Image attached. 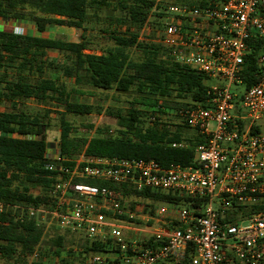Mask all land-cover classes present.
I'll use <instances>...</instances> for the list:
<instances>
[{
    "label": "built area",
    "instance_id": "2783aa9c",
    "mask_svg": "<svg viewBox=\"0 0 264 264\" xmlns=\"http://www.w3.org/2000/svg\"><path fill=\"white\" fill-rule=\"evenodd\" d=\"M142 30L140 41L161 46L173 62L207 81L221 82L208 86L203 103H186L175 111L179 123L203 140L195 147V166L164 168L153 160L84 154L69 158L61 153L60 141L50 143L45 169L61 179L52 184L45 203L11 209L22 223L31 220L42 230L54 224L62 232L81 234L89 246L103 245L107 252L64 261L54 251L37 248L31 261L184 264L191 252L189 264H264V211L235 221L227 218L237 207L264 206V133L252 132L264 119V52L257 59V84L246 88L241 78L252 53L249 44L264 43V0H177L158 11L153 8ZM12 31L25 35L17 27ZM165 116H152L148 124L165 123ZM102 136L120 134L107 130ZM82 180L173 195L181 202L144 206L140 216L125 207L128 197L123 193ZM6 208L0 203V212Z\"/></svg>",
    "mask_w": 264,
    "mask_h": 264
},
{
    "label": "trees",
    "instance_id": "16d2710c",
    "mask_svg": "<svg viewBox=\"0 0 264 264\" xmlns=\"http://www.w3.org/2000/svg\"><path fill=\"white\" fill-rule=\"evenodd\" d=\"M113 2L118 4L121 15L111 16L101 30L111 45L102 48L100 53L92 49L84 35L78 42L43 36L51 27L87 33L90 25L101 21L99 12L112 7ZM154 5L147 0H0V19L31 22L38 32L30 36L0 30V98L11 106L8 111H0V203L8 207L0 212V264H42L30 259L37 248L54 251L64 261L83 260L107 252L103 245L89 246L84 239L79 243L74 238L67 239L75 236L70 232L56 234L45 248L44 231L31 220L23 223L17 220L18 212L11 207L45 203L52 184L61 179L58 173L45 169L48 162L45 132L49 129L50 112L30 114L18 108L21 102L33 100L39 105L62 107L63 111L58 112L60 148L69 158L84 154L153 160L164 168L195 166V147L203 143L201 137L186 136L185 131L190 129L183 124L147 125L152 116L167 115L160 110L162 107L176 111L186 103H203L208 90L203 75L173 62L161 46L139 40ZM249 45L252 53L246 58L241 74L246 88L257 84V59L264 52L262 41ZM87 50L94 52L89 54ZM133 50L137 52L136 58L132 56ZM49 51L59 52L63 59H51ZM48 70L60 75L49 77ZM59 77L73 80L72 90ZM85 87L135 95L125 113L109 112L117 121L120 136H102L103 131L97 129L100 131L89 138L74 131L67 114H102L100 107L71 101V96ZM261 131L259 126L252 130L253 133ZM181 142L189 147H171L172 143ZM82 183L106 187L153 204L181 202L173 195L149 190L137 192L126 185L97 180H82ZM255 211H264V206L237 207L227 218L235 221ZM190 253L184 264H189Z\"/></svg>",
    "mask_w": 264,
    "mask_h": 264
},
{
    "label": "rangeland",
    "instance_id": "374dc122",
    "mask_svg": "<svg viewBox=\"0 0 264 264\" xmlns=\"http://www.w3.org/2000/svg\"><path fill=\"white\" fill-rule=\"evenodd\" d=\"M147 1H151L155 3L153 7L156 9V11H158L161 8V5L173 4V3L177 4V0H147ZM117 9H118V4L116 2H113L112 7L99 12L101 21L99 22V24L93 23L92 25H90L87 33H84L82 31H77L75 29L68 27H51L49 28L48 32L45 33L43 36H45L46 38L64 39L69 42H78L80 40V36L84 35L85 36L84 38L87 40V42L90 43L92 49L93 50L96 49V51L100 53L102 48H106L111 45L110 41L107 39L108 36L104 35L101 30H104L105 27L108 25V19L111 16L116 17L121 15L120 11H118ZM153 25L157 26L156 22H154ZM15 27L23 30V33L25 35L27 30H29V28H32L33 30L32 24L25 25L24 27L21 22H16L13 20L6 21L0 19V30H4V29L13 30V28ZM33 32H34L33 35L35 34L38 35V32L37 31L35 32V29ZM140 37H143V30L141 31ZM150 38H153V35H150ZM93 50L88 52L93 53L94 52ZM57 56L61 60L63 59V56L58 55L57 53L50 54L51 58H55ZM132 56L134 58L138 56L135 50L132 51ZM59 75H60L59 73H54L53 71L50 72L49 70L47 71V76L49 77H56ZM60 80L67 85L69 90H72L73 80H68V79L64 80L63 78H60ZM206 84L208 86H215L221 84V82L218 80H209L206 82ZM239 90H243V89L240 87ZM80 92L79 94H73L71 96V101L81 104H89V105L97 106L102 109L101 115L92 114V115L80 116L74 114H67V120L74 127L75 129L74 131L78 132L79 135H87L89 138L93 136L92 135L93 133L100 131L97 129H101L102 131L117 130V121L114 117L110 116L109 112H117L120 110L125 113L129 108V102H131L135 97V95H122V94H118L116 91H101L90 87H85L81 89ZM0 108L6 111V110H10L11 106L3 102ZM18 108L30 114L42 113V115H44L45 111L50 112L49 118L47 119L49 129L46 130L45 132L46 140L49 144L50 142L52 143V142L60 141L61 126H60V119L58 112L63 111L62 107H58L57 105L54 104L39 105L35 101L30 100V101L21 102ZM167 111L168 113L164 117L165 124L175 125V126L180 125L179 120L175 116V111H169V110ZM147 125L149 124L147 123ZM258 126L261 128L262 130L261 132L264 133V119L259 122ZM90 132H92V134H90ZM185 135L191 138L194 137L196 134L192 130H186ZM125 201H126L125 207L138 210L136 213L140 216H143L142 211L144 210V206L148 208V206L159 207L165 205L163 203L153 204L151 202L138 200L133 197H128ZM43 231L45 236L42 241V245L45 248L49 247L50 240L52 238H55L56 234L64 233L65 235L66 233L58 230L54 224L48 226L47 229H43ZM73 234H75V236L67 237V239L74 238L77 241V243L83 241L81 234L78 233H73Z\"/></svg>",
    "mask_w": 264,
    "mask_h": 264
},
{
    "label": "crops",
    "instance_id": "0c3cea01",
    "mask_svg": "<svg viewBox=\"0 0 264 264\" xmlns=\"http://www.w3.org/2000/svg\"><path fill=\"white\" fill-rule=\"evenodd\" d=\"M22 24H23V26L25 27V25H30V24H32L31 22H27V21H25V22H21ZM27 23V24H26ZM33 25V24H32ZM28 27H30V26H28ZM34 29H35V32L37 31L36 30V28H35V26L33 25V30H32V28H29V30H27V32H26V35H30V36H36L37 34H35V35H33L34 34ZM32 30V31H31ZM45 37V36H44ZM67 41V40H66ZM51 53H57L58 55H60L59 54V52H57V51H49L48 52V54H49V57H50V54ZM51 58V57H50ZM51 59H57V60H61L60 58H58V56L57 57H55V58H51ZM65 80V79H64ZM0 107H1V105H0ZM0 111H5V110H2L1 108H0ZM6 111H8V110H6ZM48 143V142H47ZM51 143V142H50ZM48 146H49V143H48Z\"/></svg>",
    "mask_w": 264,
    "mask_h": 264
}]
</instances>
